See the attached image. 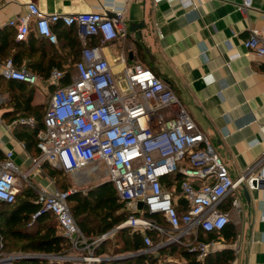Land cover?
Here are the masks:
<instances>
[{
	"label": "built area",
	"instance_id": "built-area-1",
	"mask_svg": "<svg viewBox=\"0 0 264 264\" xmlns=\"http://www.w3.org/2000/svg\"><path fill=\"white\" fill-rule=\"evenodd\" d=\"M179 2L183 8L195 7L193 0ZM253 2L242 0L240 8L248 10ZM57 23L76 27L81 56L73 73L54 68L49 75L54 90L43 127L36 135L40 153L30 158V168L24 171L15 163L13 150L0 157V201L13 204L24 184L34 188L40 210L33 217L50 212L62 236L76 248L90 249L68 203L73 191L35 187L30 178L32 173L40 174L45 163L64 173L89 171L97 179L111 181L118 202L127 212L126 220L117 228L129 227L143 233V252L177 243L197 251L199 259H203L215 250L220 237L203 241L200 233L220 234L229 224L230 212L222 207L238 187L254 189L263 185L264 170L260 172L258 168L264 156L233 179L209 136L175 90L151 68L139 63L126 66V87L119 85L102 46L126 35L122 12L112 17L97 10L47 14L29 3L26 11L9 21L16 29V40H27L34 31L52 44L58 42L53 28ZM93 37L98 41L90 44ZM243 44L264 57V30L253 29ZM0 78L30 85L38 80L25 65L16 66L12 58L0 63ZM4 100L0 93V105ZM16 125L35 127L36 119L18 115L9 124ZM101 163L105 164L104 170H100ZM178 174L182 176L179 182L173 180ZM177 190L183 198L181 208L175 203ZM231 202L234 208L240 206L237 197ZM154 215L162 216L168 225ZM148 231L155 232L159 240L155 242ZM185 238L190 239L187 244ZM20 256H5L0 233V264H15ZM84 258L99 260L91 255Z\"/></svg>",
	"mask_w": 264,
	"mask_h": 264
},
{
	"label": "crops",
	"instance_id": "crops-1",
	"mask_svg": "<svg viewBox=\"0 0 264 264\" xmlns=\"http://www.w3.org/2000/svg\"><path fill=\"white\" fill-rule=\"evenodd\" d=\"M193 1L195 7L183 8L179 0H0V30L7 27L16 33L9 21L26 11L29 3H35L47 14L97 10L105 11L112 17L122 12L126 35L102 46L103 55L116 74L119 85L126 87V66L139 63L151 68L175 90L194 120L209 136L231 177L236 179L264 156V57L247 50L243 44L253 29L264 30V0H254L248 10L240 8L242 0ZM142 22L143 27L136 28V24ZM131 24L137 30H130ZM53 28L59 34L57 44L50 43L34 31L23 41L25 47L20 66L25 65L38 76L36 84L0 78V93L5 98L0 105V150L3 155L7 150H13V160L24 171L30 168V158L39 151L36 146L27 148L26 141L18 134L31 132L35 127H10L9 124L18 115L34 116L36 119V110L41 112L42 98L46 95L48 102L41 112L43 122L54 86L49 83V76L45 78L40 74L51 73L54 68L73 73L74 65L81 56L82 44L76 27L57 23ZM15 41L18 40L15 38ZM97 41L93 37L89 43ZM14 50L13 47L11 52ZM11 83L17 87H11ZM39 85H44V88L40 89V98L36 100ZM31 87L34 88L31 105L35 109L26 113L18 102L22 103L21 94ZM262 169L264 159L258 170L261 172ZM31 177L35 187H46L50 191L57 188L53 182L55 179L45 166L40 174L32 173ZM173 180L180 181L174 177ZM105 181L97 182L88 190ZM22 189L24 192L18 194L20 199L35 201L37 194L33 197L26 195L34 188L24 184ZM175 196L176 206L181 208L183 198L178 190ZM233 197L240 201L238 208L231 205ZM222 208L230 212L229 227L236 237L227 241L219 236L215 250L232 248L235 253L233 264H264V182L254 189L241 185L233 196L226 199ZM50 219L43 220L36 227L45 228ZM156 219L166 222L162 216ZM55 228L60 234L58 225ZM105 233L108 235L103 239L100 238L104 233L98 230H93L90 235L84 234L90 249L83 246L76 248L67 238L69 247L59 254L32 252L25 255L47 256L46 260L56 259L59 264H104L114 257L132 253H116L115 248L123 246L116 228ZM189 241L185 238L186 244ZM151 253L159 255V250ZM90 255L99 260L84 258Z\"/></svg>",
	"mask_w": 264,
	"mask_h": 264
},
{
	"label": "trees",
	"instance_id": "trees-1",
	"mask_svg": "<svg viewBox=\"0 0 264 264\" xmlns=\"http://www.w3.org/2000/svg\"><path fill=\"white\" fill-rule=\"evenodd\" d=\"M55 31V30H54ZM57 38L59 34L55 31ZM95 44V43H93ZM14 52H11L12 48ZM25 47L23 41H15V32L7 27L0 30V61H5L8 57L12 58L16 66H20L23 58L22 49ZM49 71L41 73L42 77L47 78ZM38 77V76H37ZM11 87L14 83H11ZM19 87V86H18ZM20 89L21 86L19 87ZM34 88L31 87L21 94V101L18 105L23 106V111L30 113L35 107L31 105ZM38 108V107H36ZM36 126L33 131L20 132L19 138L27 143V148L33 146L37 147V132L43 127L42 114L39 109L36 110ZM38 149V148H37ZM39 151V149H38ZM40 152L36 153V156ZM3 153L0 150V157ZM47 167L49 174L57 181V176L63 173L62 170L52 167L45 163L43 167ZM59 177V176H58ZM181 175L175 176V179H181ZM67 187L64 185L60 190L66 191ZM27 197H33L30 191L26 192ZM74 201L72 207V214L79 225L83 234L90 235L93 230H98L100 233L108 232L116 228L117 234H120L123 240V246L116 247V253L130 251L132 253L140 252L145 248L143 244V235L140 232L132 231L129 227L117 228L127 218L126 212L123 211V206L118 202L117 193L112 183H104L99 186L89 189L85 194L81 192H73L70 197ZM13 205L9 209L0 211V233L2 239L14 238L18 241H23L19 247L21 252L32 253L39 252L45 254H59L63 249L69 247V241L61 234H57L56 228L53 224L48 223L45 228L40 225L43 220L53 217L50 212H43L33 217L39 210L40 205L35 201L29 199H19L13 204H7L0 201V206ZM157 217V216H153ZM161 222V221H159ZM166 225V222H161ZM36 227V228H35ZM152 239L156 242L159 237L155 232L148 231ZM223 236L227 241L234 240L236 234L230 229L229 224L223 229L220 234L216 233H200V239L208 241L213 238ZM166 255L173 257L176 254L185 259L186 264H231L235 259L234 250L230 247L217 249L207 253L203 259H199L197 251H190L188 247L178 244H170L159 249V255ZM159 256L155 257L151 252H145L134 255L125 259H113L106 261L104 264H157L159 263ZM46 259L29 260L19 258L15 264H47ZM182 264V263H178Z\"/></svg>",
	"mask_w": 264,
	"mask_h": 264
},
{
	"label": "rangeland",
	"instance_id": "rangeland-1",
	"mask_svg": "<svg viewBox=\"0 0 264 264\" xmlns=\"http://www.w3.org/2000/svg\"><path fill=\"white\" fill-rule=\"evenodd\" d=\"M43 88H44V85H39L36 100H39V98H40L39 91H40V89H43ZM47 98H48V96H46V95H44L42 98V102H44V104L41 105V107H40L41 112H43L44 107H46V105H47V102H48ZM104 168H105V164L101 163L100 164V170H104ZM58 176H57V181H53L57 188H61L65 185L67 187L66 188L67 190H72L73 192H81V193L87 191L88 188L94 186V184L101 181L100 179L95 178L94 175L91 174V172H89V171L79 172L76 174L63 172V173H61V175H58ZM30 178L33 180L32 177H30ZM104 180H107V179H105V177H104ZM104 180L102 179V181H104ZM24 188H26V187H24ZM22 191L24 192L23 189H22ZM30 192L34 195L37 194L35 189L30 190ZM17 197H18L17 200H19L21 198V195H19ZM68 203H69V206H70L71 211H72L74 201L71 200V198H69ZM11 207H13V205H8L6 207L0 206V211L5 210V209H9ZM123 211H125L124 208H123ZM126 214H127V212H126ZM49 222L51 224H53L54 226L57 225V220L54 217H51ZM216 239L218 240V237H216ZM22 243H23V241H18L17 239H14V238H8V240L2 239L3 252H4L5 256L25 255V253L21 252L19 249V247L21 246ZM122 255H124V254H122ZM157 256H159V259H160L159 263H157V264H166L167 262H170V261H173L176 264L181 263V262L182 263L186 262L178 254H176L173 257H168V258L165 254L164 255H162V254L161 255H155V257H157ZM47 261H48V264H59L56 261V259H48ZM231 264H233V263H231Z\"/></svg>",
	"mask_w": 264,
	"mask_h": 264
},
{
	"label": "water",
	"instance_id": "water-1",
	"mask_svg": "<svg viewBox=\"0 0 264 264\" xmlns=\"http://www.w3.org/2000/svg\"><path fill=\"white\" fill-rule=\"evenodd\" d=\"M131 25H132V28L130 30H132V31L137 30V29H135V25L134 26H133V24H131ZM136 25H137L136 28H142L144 23L142 22V24H136ZM104 183H111V181L110 180H106ZM245 195H246V198L249 199V195H248V192H247L246 189H245ZM139 206L142 207V204L140 203ZM167 245H165V246H167ZM141 253H145V252L140 251V252H137V253H131V254H127V255H122V256L114 257V259H125V258H128V257L134 256V255L141 254ZM19 258L29 259V260H40V259L47 258V256H41V255H35V254H26V255L20 256Z\"/></svg>",
	"mask_w": 264,
	"mask_h": 264
}]
</instances>
